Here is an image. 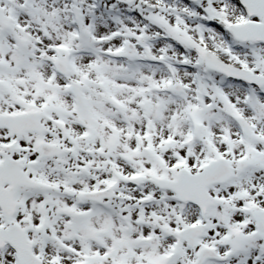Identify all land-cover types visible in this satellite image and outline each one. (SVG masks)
<instances>
[{
	"label": "snow or ice",
	"instance_id": "1",
	"mask_svg": "<svg viewBox=\"0 0 264 264\" xmlns=\"http://www.w3.org/2000/svg\"><path fill=\"white\" fill-rule=\"evenodd\" d=\"M0 264H264V0H0Z\"/></svg>",
	"mask_w": 264,
	"mask_h": 264
}]
</instances>
